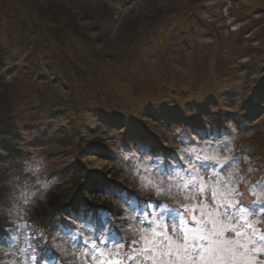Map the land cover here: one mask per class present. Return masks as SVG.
Instances as JSON below:
<instances>
[{
	"label": "rangeland",
	"instance_id": "obj_1",
	"mask_svg": "<svg viewBox=\"0 0 264 264\" xmlns=\"http://www.w3.org/2000/svg\"><path fill=\"white\" fill-rule=\"evenodd\" d=\"M62 8L77 34L57 33ZM0 49V106L11 107L29 148L24 169L39 184L21 192L18 221L29 215L26 198L47 206L49 194L61 200L92 178L106 192L126 188L183 204L179 177L211 182L206 156L237 157L242 176L264 182V0H0ZM83 194L124 206L121 219L134 234L149 219L169 223L154 204L151 216L138 208L141 224L125 198ZM251 219L264 229L259 213ZM105 230L99 224L96 239L84 225L81 237L71 233L56 249L71 262L78 257L73 264H98L92 243L105 253L122 243ZM24 235L10 233L20 249ZM32 254L0 243V263L30 264Z\"/></svg>",
	"mask_w": 264,
	"mask_h": 264
},
{
	"label": "snow or ice",
	"instance_id": "obj_2",
	"mask_svg": "<svg viewBox=\"0 0 264 264\" xmlns=\"http://www.w3.org/2000/svg\"><path fill=\"white\" fill-rule=\"evenodd\" d=\"M197 135L200 133L197 132ZM221 135L223 133H218L217 137ZM220 147H226L225 141H220ZM189 158H192V154H189ZM195 159L200 161L199 156ZM204 160L211 161L209 166L215 169L211 173L210 183L198 175H192L187 180L179 177L182 187L178 186V190L185 193V203L178 208L167 204L153 205V208L160 209L157 215L167 218L169 223L149 219V227L139 229L138 239L131 240V255L121 252L123 245L114 243L116 251L105 253L92 243L91 247L98 253V256L93 255V259L98 264H130L133 261L135 264L141 261L143 264H257V258L264 255V229L258 228L259 220L251 217L253 213L264 217V182H252L247 178V173L242 176L239 168L234 167L239 163L237 157L216 155L206 156ZM201 166H204L203 162ZM252 167L249 166L248 172L252 171ZM157 170L172 175L159 161ZM162 185L163 181L160 186L153 185L157 195L164 193ZM245 186L247 192L243 191ZM107 194L123 198L122 194L112 191ZM197 196L200 197L198 202ZM248 196L253 199L249 201ZM124 202L138 213L137 218L143 224L145 221L141 217L144 214L138 207H133V202L126 198ZM24 203H28L27 198ZM151 215L148 213V216ZM25 227L26 224L20 225V228ZM132 231L136 232L135 229ZM24 242L27 247L20 249L17 239L11 236L0 238V243H6L22 253L29 250L35 253L38 244H33L27 235H24ZM84 243L88 244V241ZM102 257L106 258L100 259ZM58 259L54 251L46 252L44 249L39 250V255L29 256L30 264H56ZM60 264H63L62 260ZM260 264H264V261H260Z\"/></svg>",
	"mask_w": 264,
	"mask_h": 264
},
{
	"label": "trees",
	"instance_id": "obj_3",
	"mask_svg": "<svg viewBox=\"0 0 264 264\" xmlns=\"http://www.w3.org/2000/svg\"><path fill=\"white\" fill-rule=\"evenodd\" d=\"M71 17L69 12L63 8L59 10L57 33L69 31L72 34H77L76 27L70 22ZM57 39L60 40L61 37L58 35ZM4 57L5 52L0 49V67ZM4 87V81H0V90ZM7 108L0 106V208L3 212L7 211L6 214L0 216V238L10 236L14 230L22 229L24 234L31 238L33 244H38L34 254L39 255L40 249H44L46 252L54 251L59 257L57 260L59 263L62 260L63 264H73L78 257L75 256L76 259L71 262L69 256L62 255L57 251L55 243L71 233H76L81 237V229L84 225L96 239H99L98 226L102 223L106 225V235L114 237L113 242L121 240V245H123L120 249L121 252L131 255L132 253L129 251L131 240L138 239V234H134L131 228H125L126 220L121 219L122 216H125L123 214L125 213L124 206L120 207L119 204H113L112 201L94 203L87 200L83 194L84 190L91 193L107 194L109 191L116 193L115 187L108 185L109 191L106 192L104 190L106 184L100 185L94 178L90 180L89 184L85 183L61 200L56 196L53 197L54 194H49L47 206H43L39 197H34L32 200L36 204L32 200L28 201L29 208H31L29 215H27L28 213L24 214L23 218L26 217L24 220H17L16 211L21 201V192L26 190L30 194L31 190L39 187V184L36 182V175L24 169V157L29 148L23 144L19 128L11 115V107L6 111ZM119 194H122L123 198L118 195L107 194V196L131 199L134 205L139 209L143 208L147 215L152 213V204H167L173 208H178L180 205L169 199L134 194L133 191L126 188H122ZM22 224H26L27 227L20 228ZM44 263L42 262V264ZM134 263V261L130 262V264Z\"/></svg>",
	"mask_w": 264,
	"mask_h": 264
}]
</instances>
